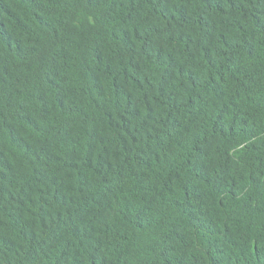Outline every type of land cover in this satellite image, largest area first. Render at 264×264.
<instances>
[{
    "label": "trees",
    "instance_id": "trees-1",
    "mask_svg": "<svg viewBox=\"0 0 264 264\" xmlns=\"http://www.w3.org/2000/svg\"><path fill=\"white\" fill-rule=\"evenodd\" d=\"M0 264H264V0H0Z\"/></svg>",
    "mask_w": 264,
    "mask_h": 264
}]
</instances>
